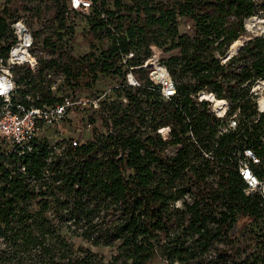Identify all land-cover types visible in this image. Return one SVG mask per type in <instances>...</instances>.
Instances as JSON below:
<instances>
[{
  "label": "trees",
  "instance_id": "16d2710c",
  "mask_svg": "<svg viewBox=\"0 0 264 264\" xmlns=\"http://www.w3.org/2000/svg\"><path fill=\"white\" fill-rule=\"evenodd\" d=\"M89 1L90 43L79 56L62 43L64 20L78 14L68 0L0 1L3 59L13 21L42 14L58 28L41 44L48 60L33 72L11 68V103L58 102L52 76L77 95H95L102 78L118 85L87 116L103 131L75 147L64 138L33 139L29 151L0 141V264H264V200L243 192L230 157L251 149L252 171L264 178V113L251 92L264 83V34L245 31V21L264 18V0ZM150 46L172 81L168 100L145 70L132 71L138 87L122 83L124 67L141 64ZM199 93L226 102L234 131L216 136L219 122ZM164 127L166 141L156 133Z\"/></svg>",
  "mask_w": 264,
  "mask_h": 264
},
{
  "label": "built area",
  "instance_id": "2783aa9c",
  "mask_svg": "<svg viewBox=\"0 0 264 264\" xmlns=\"http://www.w3.org/2000/svg\"><path fill=\"white\" fill-rule=\"evenodd\" d=\"M66 5L69 10L87 12L90 8V1L68 0ZM10 29L13 42L7 50L6 58L0 57V141L6 143L9 147L12 145H27L26 150L29 151L28 144L33 139L47 138L42 136L41 133L47 129H54L58 134H67L66 137L59 138L67 139L71 147L77 146L80 142L78 135L81 129L76 127L72 133H66L65 130L61 129L62 123L67 120L68 123L73 124L72 120L78 117L81 124L83 122L86 127H89L90 125L87 124L89 112L97 111L103 96L109 94L111 89L116 88L118 85H112L96 95H77L69 92V94L60 96L59 101L52 105L24 107L17 103H11V96L15 90L11 68L25 65L33 72L37 68V60L32 52L34 48L32 36L22 22L20 20L13 21L10 24ZM149 51L150 56L141 64H128L124 67L125 73L122 83L131 88L138 87V80L132 71L151 68L146 73L148 80L158 87L162 99L168 100L174 95L172 81L159 62V50L150 46ZM130 57V53L121 56V64H125ZM149 59H152L151 64L147 63ZM56 78L49 86L52 91L61 81V77ZM202 95H208L211 99L214 98L211 94L199 93L194 95L196 101H204L209 104L211 113L218 120L216 136L234 131L237 127L236 114L226 115V102L215 99V102H220L219 105H215V102L200 99ZM160 130H164V136L159 133ZM156 133L164 141L170 139V131L167 127L159 128ZM187 135L191 138L190 132ZM230 157L235 165L237 176L244 186L243 192L245 194L256 193L264 200V178L258 179L252 171V167L259 164V159L252 150L249 148L234 149L230 153Z\"/></svg>",
  "mask_w": 264,
  "mask_h": 264
},
{
  "label": "rangeland",
  "instance_id": "374dc122",
  "mask_svg": "<svg viewBox=\"0 0 264 264\" xmlns=\"http://www.w3.org/2000/svg\"><path fill=\"white\" fill-rule=\"evenodd\" d=\"M2 1V0H0ZM76 15L68 14V17L64 20V24L62 25V30L64 31L65 36L62 38V43H65L66 46L70 49L71 54L74 56H79L85 53L88 49V44L90 43L89 35L85 34L83 29L85 28V21L88 15L87 12H80L75 10ZM27 17V14L24 16ZM22 24L27 28L30 32L31 36L33 37V33L36 36L37 40L36 43L33 42V54L36 57V60H48L50 57L47 54V51L41 47L42 41L46 39L51 43L54 40L53 32L57 31V24L54 21H49L46 15L40 14V16L35 19L32 18L31 20H25V18L19 19ZM45 20V21H44ZM73 27L72 33L68 32V29ZM61 30V31H62ZM180 30H183L181 27ZM36 31V32H35ZM245 31L246 36L251 35H259L264 34V18L257 19L251 18L245 21ZM247 37L240 38L242 41L245 40ZM38 65V64H37ZM151 68H148L150 70ZM148 70H145L147 73ZM51 81L55 80V77H50ZM57 79V78H56ZM117 83L114 81H109L107 79H100L96 86V94L100 93L102 90H105L112 85H116ZM59 91L55 93V96H63L69 94L70 90L66 86H61V81L59 82ZM252 94L255 96V104L256 110L259 112L264 113V83L258 82L252 87ZM73 124L68 123V121H64L61 125V129L65 130L66 133H72L74 129L79 127L81 130L79 132L78 138L81 142L86 141L90 138L92 133L103 131L100 125L95 123L93 126L86 127L85 123L80 122L78 117L72 120ZM60 132V131H59ZM62 133V132H60ZM42 136H46L48 141H55L59 137H66L67 134H58V132L54 129H47L41 133ZM247 195V194H246ZM247 221L245 219H239L237 221V229L240 230L244 226H246ZM107 251V250H106ZM106 251H102L101 254H105Z\"/></svg>",
  "mask_w": 264,
  "mask_h": 264
},
{
  "label": "water",
  "instance_id": "95a60500",
  "mask_svg": "<svg viewBox=\"0 0 264 264\" xmlns=\"http://www.w3.org/2000/svg\"><path fill=\"white\" fill-rule=\"evenodd\" d=\"M235 42L230 46L233 49V51H231V52L228 51L225 54V56H224L223 59L228 58L229 56H231L232 54H234L241 47V45H242V40L241 39H238Z\"/></svg>",
  "mask_w": 264,
  "mask_h": 264
},
{
  "label": "bare ground",
  "instance_id": "6f19581e",
  "mask_svg": "<svg viewBox=\"0 0 264 264\" xmlns=\"http://www.w3.org/2000/svg\"><path fill=\"white\" fill-rule=\"evenodd\" d=\"M254 19L257 21L256 18H254ZM231 50H232V48L230 47L229 52H231ZM151 61H152V59H149L147 63H148V64H151V63H152ZM203 96H204V95L200 96V99H202V100H206V99H203V98H202ZM206 101H208V100H206ZM215 103H216V102H215Z\"/></svg>",
  "mask_w": 264,
  "mask_h": 264
}]
</instances>
